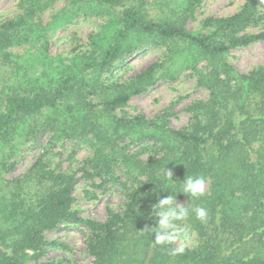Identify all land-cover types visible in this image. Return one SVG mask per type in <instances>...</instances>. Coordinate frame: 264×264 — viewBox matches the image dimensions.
I'll list each match as a JSON object with an SVG mask.
<instances>
[{"label": "trees", "instance_id": "1", "mask_svg": "<svg viewBox=\"0 0 264 264\" xmlns=\"http://www.w3.org/2000/svg\"><path fill=\"white\" fill-rule=\"evenodd\" d=\"M65 1L49 23L41 16L56 0H22L21 12L0 24V166L9 152L49 133L54 142L91 148L88 163L105 182L117 181L125 201L106 221L85 220L74 209V173L43 158L12 181L0 169V264H65L42 258L60 246L46 232L70 224L91 232L92 264H264V65L244 74L228 61L232 50L264 41V0H245L239 13L207 18L197 31L187 21L201 0ZM79 15L109 20L86 52L52 55L51 34ZM148 47L163 49V59L115 79ZM187 69L209 98L188 107L185 128L171 127L169 114L119 113L159 79L176 80ZM166 167L175 182L162 175ZM186 175L206 179L205 195L189 203L207 208L209 218L202 223L192 214L183 222L180 237L194 234L193 246L156 244L147 228L155 225L151 206L169 193L186 203L178 193Z\"/></svg>", "mask_w": 264, "mask_h": 264}, {"label": "rangeland", "instance_id": "2", "mask_svg": "<svg viewBox=\"0 0 264 264\" xmlns=\"http://www.w3.org/2000/svg\"><path fill=\"white\" fill-rule=\"evenodd\" d=\"M21 2L22 0H0V24L21 12L19 8ZM150 4L151 6L148 7L150 15L158 16L159 6L154 5L153 1ZM244 4L245 0H201L194 17L187 21V27L192 31L200 30L207 18L233 16L241 11ZM66 6L65 0H56L41 17L45 23H49ZM108 20V16L79 15L73 22L51 34L50 53L54 56L74 58L86 52L92 43V35L100 33ZM26 49L28 47L18 50V53L24 54ZM163 57V49L148 47L132 56L127 66L118 70L115 79L127 80L162 60ZM228 61L244 74L264 65V41H256L247 47L232 50ZM204 65L205 63L200 64L198 69ZM208 98L209 91L199 86L194 71L187 69L176 80L159 79L145 93L133 96L119 113L130 117L145 115L148 118L169 114L171 127L183 129L191 119L188 107L196 101ZM137 151L138 147L128 148V152ZM9 153V156L13 157L7 164L0 166L3 170L2 178L7 181L22 176L42 158L47 160L49 167L56 171L74 173L77 178L74 209L85 220L106 221L109 211L123 208L125 200L120 189L117 188V181L105 182L96 174V170L88 163L93 157V151L86 145L70 140L54 142L52 134L44 133L32 137L19 147L18 152ZM116 178L121 182L124 181L119 170L116 171ZM90 235L91 232L83 224L61 225L55 230L47 231L46 240L56 242L60 246L48 247L42 261L65 260V264H92V256L87 247ZM185 236L191 239L186 241ZM177 244L193 246L196 244V236L188 232L177 239Z\"/></svg>", "mask_w": 264, "mask_h": 264}, {"label": "clouds", "instance_id": "3", "mask_svg": "<svg viewBox=\"0 0 264 264\" xmlns=\"http://www.w3.org/2000/svg\"><path fill=\"white\" fill-rule=\"evenodd\" d=\"M162 175L166 180L173 179V172L166 167L162 170ZM180 191L187 196L186 203H179L176 199V194H169L158 200L157 203L151 206V215L155 220V225L147 227L153 234L156 244L166 245L176 241L183 231V222L187 221L190 215L194 214L195 218L199 221L207 222L209 218V211L203 206H194L189 203V200H196L204 196L206 193L207 181L204 177L199 175H186L180 181ZM164 191V190H161ZM167 192V191H166ZM191 238L185 236V240ZM184 249H173V254L182 252Z\"/></svg>", "mask_w": 264, "mask_h": 264}]
</instances>
